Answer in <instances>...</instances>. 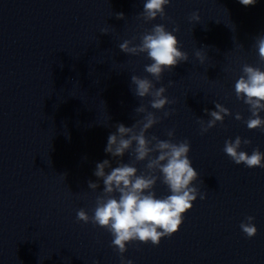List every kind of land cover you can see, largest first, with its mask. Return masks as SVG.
Segmentation results:
<instances>
[{
	"label": "clouds",
	"instance_id": "1",
	"mask_svg": "<svg viewBox=\"0 0 264 264\" xmlns=\"http://www.w3.org/2000/svg\"><path fill=\"white\" fill-rule=\"evenodd\" d=\"M171 2L172 0H146L143 11L137 16L145 23L158 17L161 20L169 19L165 7ZM239 2L247 7L254 6L257 0ZM116 15L118 19L125 18L123 13ZM189 19L199 23V12H193ZM179 31V26L169 31L165 24L158 23L139 36V43H135L137 37L133 36L118 45L119 49L128 55L146 54V58L152 61L145 65V71L152 79L131 76V84L135 85V88L131 89L133 94L139 99H150L147 105L142 103L134 109L137 115L143 114L141 119H137L131 127L118 123L115 125L116 131L109 134L104 151L116 159L117 166L112 167L108 159L96 164L93 174L103 181V191L96 197L92 216L84 209L78 210L76 215L78 221L90 222L111 233L112 246L119 252L121 264H133L132 260L124 258L126 245L139 241L158 246L162 238L171 237L179 230L184 214L192 209L193 202L198 197L200 200L206 198V193L201 192L195 185L200 177L189 158L190 141L184 139L173 142L174 129L167 130L169 139L166 140L156 135H147L150 129L174 112V109L165 110L167 105L174 103L165 95L167 88L156 87V83L161 81L166 71L172 72L178 64L189 61L188 53L181 50L180 42L174 34ZM101 33L108 34L109 30L103 28ZM256 47L260 60L264 62V35L257 38ZM195 55L201 64L205 62L206 55L203 51L198 50ZM242 73L235 83L234 90L237 99L248 105L251 113L245 123L249 130L260 129L264 132V118L260 116V113L264 112V70L244 64ZM173 83L174 81L170 80L169 86ZM214 105L215 110L204 109L210 119H197L201 135L215 127L218 122L222 124L225 116L231 115L230 110L221 103ZM149 108L156 111H150ZM158 111H162L163 115L157 116ZM235 119L242 120L243 117L236 113ZM251 143L250 139L237 136L234 140L225 141L223 151L236 165L243 164L250 169L264 168V152L258 147L253 149L251 155L240 150L242 145ZM126 153L131 155V163L123 162L122 158ZM144 161H147L145 171L139 172L135 165ZM62 176L65 179V176ZM158 180L168 187L170 195L157 198L154 187ZM99 186L98 182L88 181V187L93 191ZM116 194H119L118 197ZM254 220V216H247L240 224L247 238L257 235L258 229L253 223ZM94 264H99V261Z\"/></svg>",
	"mask_w": 264,
	"mask_h": 264
}]
</instances>
